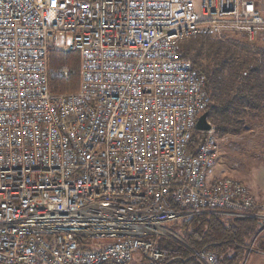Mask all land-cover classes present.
<instances>
[{"label":"built area","instance_id":"built-area-1","mask_svg":"<svg viewBox=\"0 0 264 264\" xmlns=\"http://www.w3.org/2000/svg\"><path fill=\"white\" fill-rule=\"evenodd\" d=\"M259 31L254 0H0V264L158 260L156 238L196 213L264 229V201L210 176L213 129L187 151L208 96L179 51L194 35ZM51 48L80 53L78 92L52 93Z\"/></svg>","mask_w":264,"mask_h":264},{"label":"trees","instance_id":"trees-1","mask_svg":"<svg viewBox=\"0 0 264 264\" xmlns=\"http://www.w3.org/2000/svg\"><path fill=\"white\" fill-rule=\"evenodd\" d=\"M232 33L198 34L179 43L180 53L191 60L192 69L204 79L208 104L203 112L208 113L217 138L241 135L250 129L249 124L264 119V38L258 33L260 43H255ZM49 71L52 93L79 91V52L51 48ZM205 136V131L194 130L187 151L195 154ZM170 227L182 239L156 238L164 255L158 260L141 255V264H205L196 256V252L204 251L215 254L221 264H242L262 229L256 219L217 212L191 214Z\"/></svg>","mask_w":264,"mask_h":264},{"label":"rangeland","instance_id":"rangeland-1","mask_svg":"<svg viewBox=\"0 0 264 264\" xmlns=\"http://www.w3.org/2000/svg\"><path fill=\"white\" fill-rule=\"evenodd\" d=\"M257 8L264 12V0H254ZM240 39L251 41L247 34L233 32ZM264 38V31L258 36ZM260 43L258 38L253 39ZM251 41V42H253ZM64 37L59 36V46L64 44ZM264 42V40H263ZM249 130L241 135H228L218 138L219 155L215 167L210 172L211 177H234L245 182L253 193L264 190V119L249 124ZM178 239H182L178 231L172 229ZM176 238V237H175ZM106 243L108 240L101 239ZM252 250L248 251L242 264H264V229L251 242ZM131 264H141V254L135 253Z\"/></svg>","mask_w":264,"mask_h":264},{"label":"water","instance_id":"water-1","mask_svg":"<svg viewBox=\"0 0 264 264\" xmlns=\"http://www.w3.org/2000/svg\"><path fill=\"white\" fill-rule=\"evenodd\" d=\"M197 131H210L213 129L212 124L208 120V113L203 112L197 119L195 124Z\"/></svg>","mask_w":264,"mask_h":264},{"label":"crops","instance_id":"crops-1","mask_svg":"<svg viewBox=\"0 0 264 264\" xmlns=\"http://www.w3.org/2000/svg\"><path fill=\"white\" fill-rule=\"evenodd\" d=\"M260 32H262V31H259L258 33H260ZM238 179V178H237ZM242 181V180H241ZM243 183H245L244 181H242ZM247 187H248V185H246ZM249 188V187H248ZM249 190H250V188H249ZM251 191V190H250ZM252 192V191H251ZM252 194L256 197V199L259 201V202H262V201H264V190H260V192L259 193H253L252 192Z\"/></svg>","mask_w":264,"mask_h":264}]
</instances>
